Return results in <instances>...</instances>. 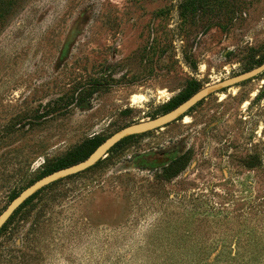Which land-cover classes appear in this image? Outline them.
<instances>
[{
  "label": "rangeland",
  "instance_id": "obj_1",
  "mask_svg": "<svg viewBox=\"0 0 264 264\" xmlns=\"http://www.w3.org/2000/svg\"><path fill=\"white\" fill-rule=\"evenodd\" d=\"M263 60L264 0H0V211L83 140ZM184 150L182 172L152 178ZM6 221L0 264H264V70Z\"/></svg>",
  "mask_w": 264,
  "mask_h": 264
},
{
  "label": "water",
  "instance_id": "obj_2",
  "mask_svg": "<svg viewBox=\"0 0 264 264\" xmlns=\"http://www.w3.org/2000/svg\"><path fill=\"white\" fill-rule=\"evenodd\" d=\"M263 70L264 60L247 70H244L242 72L236 73L234 75L225 77L221 80L206 84L198 88L196 91L191 93L187 98L179 102L177 105L157 116L129 123L115 130L106 138H104L99 144H97L85 158L67 166L52 170L22 188L13 198L10 199V201L0 211V227L8 219L12 212L25 199H27L37 190L53 181L64 178L68 175L75 174L92 166L96 161L101 159L105 155V153L119 140L130 135L142 134L150 130L158 129L182 116L189 108H191L194 104H196L198 101H200L207 95L223 88H227L231 85L237 84L239 82H242L246 79L252 78Z\"/></svg>",
  "mask_w": 264,
  "mask_h": 264
},
{
  "label": "trees",
  "instance_id": "obj_3",
  "mask_svg": "<svg viewBox=\"0 0 264 264\" xmlns=\"http://www.w3.org/2000/svg\"><path fill=\"white\" fill-rule=\"evenodd\" d=\"M191 93H193V92H191ZM191 93H187V94L183 95L180 99H178L173 104L172 107H174L179 102H181L182 100L187 98ZM86 97H87V94L79 95V97L77 99H78L79 102H82V101H84L86 99ZM62 100H64L62 102L64 107L67 106L70 103L69 101H67L65 99H62ZM137 135H139V134H137ZM130 136H133V135H130ZM130 136H127V137L119 140L110 149H112L118 143H120L121 141H123L124 139H126V138H128ZM99 143L100 142L97 141L94 138H88V139L83 140L80 144H78L77 146H74L71 150H69L67 152V154L64 156V158L59 160V162H57V164H55L54 166L49 168L46 171V173H48V172H50L52 170H55L57 168L63 167V166H67L69 164H72L74 162H77V161L85 158L94 149V147L97 144H99ZM188 162H189L188 151L184 150L180 154H178V155L174 156L173 158H171L164 165H161V166L153 169L152 178L155 179L156 181H169V180L173 179L174 177H176L180 172H182L185 169V167L188 165ZM95 163H97V161ZM15 195L16 194L14 193L10 198H12ZM24 201L18 207H20L24 203ZM6 222L7 221H5L4 224Z\"/></svg>",
  "mask_w": 264,
  "mask_h": 264
},
{
  "label": "flooded vegetation",
  "instance_id": "obj_4",
  "mask_svg": "<svg viewBox=\"0 0 264 264\" xmlns=\"http://www.w3.org/2000/svg\"><path fill=\"white\" fill-rule=\"evenodd\" d=\"M179 154H180V153H179ZM177 155H178V154H177ZM175 156H176V155H175ZM169 160H170V159H169ZM169 160H167V161H169ZM167 161H166V162H167ZM166 162H165V163H166ZM165 163H162L161 165H164ZM161 165H160V166H161Z\"/></svg>",
  "mask_w": 264,
  "mask_h": 264
}]
</instances>
